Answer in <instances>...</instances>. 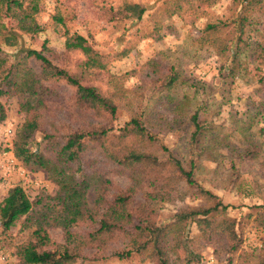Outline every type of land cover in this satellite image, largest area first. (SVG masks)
<instances>
[{
    "label": "trees",
    "instance_id": "16d2710c",
    "mask_svg": "<svg viewBox=\"0 0 264 264\" xmlns=\"http://www.w3.org/2000/svg\"><path fill=\"white\" fill-rule=\"evenodd\" d=\"M238 1L243 5L232 17L236 35L216 49L231 76L243 68L244 53L250 54L256 69L259 70L260 63L264 64V27L261 32L256 25L257 17H253L264 16V7L261 0ZM181 6L176 4L167 14L176 13ZM100 9L107 19L130 21L141 20L147 10L144 4L128 0L117 6L105 4ZM39 13V0H0V96L9 90L27 95L20 106L26 117L18 126L11 151L23 163L45 169L57 185L53 196L31 201L25 190L15 184L0 202L2 232H7L22 217V229H32L24 242L14 246L16 262L8 264H76L78 258L85 256L86 249L94 250L91 259H104L109 244L121 238L126 240V248L115 256L125 259L133 253L143 254L152 264H170L172 257L184 264L199 263L205 243L222 244L224 251L236 252L240 240L235 220L227 216L211 217V213L225 210L228 205L198 183L194 175L196 159L191 157L185 163L171 154L160 138L148 130L142 112L114 127L120 102L128 98L130 89L108 70L109 55L98 51L88 38L76 32L66 33L60 52L48 47L46 39L39 49H23L13 58L3 52V45H16L22 34L35 37L43 30ZM227 25L207 23L205 33L213 36ZM252 31L260 34V40L253 41ZM257 76V82L264 88V75L258 72ZM179 79V72L170 67L155 89L171 88ZM56 83L71 88L68 97L56 88ZM51 103L66 107L74 121L59 137L55 131L45 133L44 138L55 145L53 158L30 147L33 133L41 126V111L49 109ZM3 116L0 104V117ZM190 120L191 148L199 158L208 127L200 120L198 111ZM89 152L114 165L117 173L125 175L126 185L119 186L107 170L94 164L89 170L80 165L73 170L71 164ZM246 154L255 157L252 152ZM90 191L91 203L87 197ZM138 194L139 202L135 200ZM185 197L199 199L203 204H183L170 222L157 224L158 211L164 204L179 203ZM255 220L264 229V207L256 212ZM191 223L198 229L195 236L189 234ZM82 226L87 229L81 230ZM56 227L62 231L61 242L53 241L49 233ZM176 242L183 248L182 257L177 255ZM259 264H264V256Z\"/></svg>",
    "mask_w": 264,
    "mask_h": 264
},
{
    "label": "rangeland",
    "instance_id": "374dc122",
    "mask_svg": "<svg viewBox=\"0 0 264 264\" xmlns=\"http://www.w3.org/2000/svg\"><path fill=\"white\" fill-rule=\"evenodd\" d=\"M122 1L39 0L38 20L43 30L35 37L22 34L16 45H3L2 50L13 58L23 49H39L46 39L48 47L60 52L66 33L76 32L88 38L98 51L109 55L108 70L130 89L128 98L120 102L114 127L122 126L131 115L142 112L148 130L181 161L196 159L194 175L198 183L217 194L223 205H228L225 210L211 213V217L227 216L235 220L240 240L237 251L230 253L222 249V244L205 243L201 261L194 264H259L264 256V229L257 224L255 215L264 207V129L261 130L264 127V88L257 82V73L264 75V64L260 63L259 70L256 69L250 54L244 53L243 68L231 76L222 65L224 58L216 50L223 41L236 35L232 17L243 3L238 0H128L146 6L141 20L107 19L100 8L105 4L117 6ZM176 4H182L181 8L168 15ZM261 4L264 7V0ZM253 17H257L256 25L262 32L264 16ZM210 22L228 25L208 36L205 25ZM252 34L253 41L260 40V34L254 31ZM170 67L179 72V81L171 88L155 89L159 78ZM99 83L97 80L96 84ZM101 85L106 87V84ZM55 86L66 97L71 93V88L63 83ZM26 96L16 90L0 96L4 111L3 118L0 117V202L15 184L25 190L31 201L53 196L57 190L45 169L23 163L11 151L18 126L26 117L20 109ZM49 106L41 111V126L33 133L30 147L53 158L55 145L44 138L45 133L55 131L59 137L74 121L66 107L58 103ZM195 111L208 127L199 158L193 154L190 143L193 131L190 117ZM246 151L254 153L255 157H250ZM92 164L107 170L119 186L126 185L125 175L117 173L114 165L95 152L87 153L71 167L74 170L80 165L89 170ZM76 172L80 175L79 170ZM87 197L91 203L93 192ZM135 200L141 201L140 194ZM183 204L203 202L185 197L179 203L164 204L158 211L157 224L170 222ZM22 218L5 233L0 225V264L16 262L14 246L24 242L32 230L22 229ZM85 229L87 227L82 226L81 230ZM49 233L53 241H62L60 228H51ZM189 234H198L194 223L189 225ZM176 247L177 255L182 257L179 242ZM125 248L126 240L117 239L105 250L106 258L99 260L91 259L89 256L94 250L86 249L85 256L78 258L76 264H152L143 254L133 253L125 259L115 256ZM170 264L184 263L172 257Z\"/></svg>",
    "mask_w": 264,
    "mask_h": 264
},
{
    "label": "built area",
    "instance_id": "2783aa9c",
    "mask_svg": "<svg viewBox=\"0 0 264 264\" xmlns=\"http://www.w3.org/2000/svg\"><path fill=\"white\" fill-rule=\"evenodd\" d=\"M2 258H4V257H2Z\"/></svg>",
    "mask_w": 264,
    "mask_h": 264
}]
</instances>
